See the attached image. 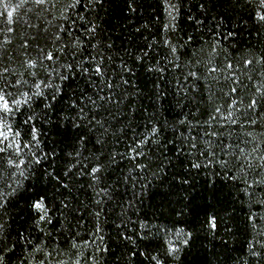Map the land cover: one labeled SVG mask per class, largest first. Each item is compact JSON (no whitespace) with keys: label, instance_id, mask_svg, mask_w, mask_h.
Masks as SVG:
<instances>
[{"label":"trees","instance_id":"obj_1","mask_svg":"<svg viewBox=\"0 0 264 264\" xmlns=\"http://www.w3.org/2000/svg\"><path fill=\"white\" fill-rule=\"evenodd\" d=\"M12 2L16 3L18 0ZM177 2H179V13H172L177 16L173 21L165 11L163 0H106L103 10L100 11L98 23L104 37L103 43L113 45L110 54L115 72L110 75L115 76L118 84L121 75L131 81V85L127 86V92L124 88L119 89L120 94L126 97L124 111L133 117L131 124L138 132H142L143 124L154 120L161 128L162 143L176 139L179 144L180 140L177 137L180 133L183 132L185 137L188 135V127L181 125V120L186 119L193 126L201 125L202 127L196 128L195 132L203 137L205 130L203 125L210 111L218 105H223L222 111L226 114L231 101V97L226 95L230 92L231 82L224 79L228 73L225 71L208 74L206 65L207 52L210 48L205 42L212 41L214 36L219 41L221 50L214 63L220 68L224 67L226 58L241 67L238 77L248 83V88L240 89L237 99L242 97L247 104L255 88L247 81V72L242 68V61L245 58L250 59L264 54V25L259 24L255 18L257 0H252L251 3L247 0H171V3ZM129 5H132L135 11ZM201 5L204 11H201ZM0 11H3L2 6ZM59 12L58 7L56 14L59 15ZM197 20H203L205 23L198 25ZM217 22H220L218 32ZM173 24L175 31L171 29ZM165 25H169L167 33L164 30ZM13 27L16 31L13 34L11 48L18 47L23 42L22 37L26 38L27 32L35 31L19 22ZM230 32L231 36L228 35ZM166 37L170 38L172 44L179 49L175 54L179 56V68L170 62L175 56L170 47L165 46ZM3 39V34H0V41ZM153 41L156 43H152ZM201 47L205 49L200 57L203 62L193 69L200 74L201 79L188 80V68L185 65L192 59V53L199 51ZM149 48L151 51L147 57L138 60L137 57L143 56L145 50ZM121 64L131 68L134 75L126 74L125 69L118 67ZM17 67L19 69V64ZM149 67L163 68L165 71L150 72L147 70ZM261 71H264V67L255 66L253 83L260 82ZM213 76L220 82L217 83ZM190 85L198 87L199 91L193 92ZM86 87V81L82 78L76 79L71 82V87L65 89L64 97L58 99L53 109L45 110L43 102L34 109V114H38L36 127L40 130L41 150L49 155L42 165L35 166L28 179L23 180V187L12 198L7 214L0 213V222L8 221L7 230L13 239L18 233H24L33 241L46 239L53 248L57 247L54 241L58 240L59 245L67 249L66 240L70 239L71 233L77 230L75 222H72L69 232L68 221L60 219L58 210L54 211L53 224L41 225L45 230L53 233L45 237L35 224L37 213L30 207L32 201L40 195L47 197V202L54 210L61 207V202L66 196L75 206H79V201L86 203L92 210L97 208L93 199L95 193L91 188L73 190L65 194L63 190L56 191V181L48 175L49 173L62 175L66 168L72 166L73 158L69 153L73 152L77 142L78 130L64 120V117L72 115L68 109V96L73 93V89L83 90ZM185 88L188 89L187 95L183 91ZM210 92L211 102H209ZM45 111H47L46 118ZM25 116L26 113L19 118L20 123ZM127 119L126 117L125 122ZM212 130L208 128V131ZM215 130L224 134L227 145H231L234 154L233 157L222 155L226 159H234L240 148L251 151L252 143H245L249 139L245 133L253 132L258 143L259 132L264 129L229 126L217 127ZM22 131L27 134L28 128L24 126ZM203 138L211 139V137ZM187 142L185 139L184 143ZM112 149L124 152V143L119 142L116 137H110L104 150L107 152ZM92 150L93 145L90 143L88 151ZM162 150L168 156L167 160L161 157L167 167L163 171L154 167L153 170L159 173L156 178L148 173V178L153 182L147 188L142 187L146 181L136 182L134 189L136 196H133L132 181L129 180L127 184L123 181L133 166L131 161L122 160L109 167L103 174L104 184L99 187L111 185L114 191L123 194V199L119 201L121 207H117L113 202L107 208V219L103 215L100 217V223L105 229L101 234L104 235L105 242L111 249L101 259L100 264H154L153 261L139 255V252L145 249L150 254L159 252L165 264H261L251 256L249 244L255 242L259 251V241L264 239V236L258 234L259 229L252 227L248 222V216L252 212L264 215V207L256 203L255 197L249 201L248 197L237 191L236 184L226 179L229 173L220 169L219 165H212L198 172L191 170L189 174L188 157L176 155L179 148L169 143L168 147ZM153 151L155 152V148ZM200 162H204L203 157H200ZM232 174L239 175V173ZM183 178L191 181V184L182 185L180 181ZM239 186L244 187L243 184ZM260 191L264 190H257ZM137 197H142V200ZM122 213L127 214L122 215ZM214 215L217 217L215 231L206 223L207 219ZM121 219L125 221L126 227L116 226ZM93 223L94 218L89 215L87 223L89 230L92 229ZM141 223L147 226L146 234L140 228ZM257 223L264 228V221L258 220ZM180 229L191 232L192 238L189 246L182 248L179 253V260H174L164 256L165 238L177 241L174 233ZM145 235L146 238H140ZM124 236H131L135 243H130L123 238ZM184 238L182 235L179 239ZM93 252L94 247L90 246L85 256H91ZM132 252H137V255L131 257ZM16 255H20L19 249ZM82 264H90V262H82Z\"/></svg>","mask_w":264,"mask_h":264},{"label":"snow or ice","instance_id":"obj_2","mask_svg":"<svg viewBox=\"0 0 264 264\" xmlns=\"http://www.w3.org/2000/svg\"><path fill=\"white\" fill-rule=\"evenodd\" d=\"M163 2L165 11L175 21L177 16L172 13H179V2L171 3V0H163ZM247 2L251 3L252 0ZM105 3L106 0H18L16 3L12 0H0L3 9L0 11V21H2L0 34L4 36L0 41V213L7 214L12 198L23 187V180L28 179L35 166L42 165L49 155L41 150L40 130L36 127L38 114H34L35 107L43 102L45 110L53 109L58 99L64 97L65 89L71 87V82L81 78L86 81L87 87L83 90L73 89V93L68 96V109L72 115L64 117V120L78 130L77 142L73 152L69 153L73 158L72 166L66 168L62 175L55 173L48 175L56 181V191L63 190L67 194L73 190L91 188L95 197H99L93 198L97 205L95 210L90 209L84 202L78 201L79 206H75L67 196L61 202V207L54 210L45 195L38 196L30 207L37 213L35 224L45 237L53 233L45 230L41 225L53 224L54 211L58 210L60 219L68 221L69 232L72 222H75L77 230L71 233L70 239L66 240L67 249L59 245L58 240L54 241L57 247L53 248L46 239L33 241L24 233H18L13 239L7 230L8 221L3 220L0 222V264H13L14 258L15 264H82V262L100 264L101 259L111 251L104 235L101 234L105 229L100 223V217L103 215L107 219V208L113 202L117 207H121L119 201L123 199V194L114 191L111 185L99 187L104 184L103 174L109 167L122 160L131 161L133 166L123 181L126 184L129 180L132 181L133 196H136L134 191L136 182L146 181L142 187L147 188L153 182L148 178V173L156 178L159 173L153 170L154 167L161 171L167 167L161 157L164 160L168 159L167 153L162 149L168 147L169 143L179 148L177 157H188L189 174L191 170L198 172L203 168L219 165L220 169L229 173L226 179L236 184L237 191L242 192L249 201L255 197L256 203L264 207V191L257 192L258 189L264 190V130L259 132L258 143L253 132H246L245 136L249 139L245 143H252L251 151L240 148L234 159H226L222 155L233 157L234 154L231 145H227L224 134L215 130L217 127L229 126L264 129L262 123L264 122V71L259 72L260 82L253 83L255 66L264 67V54L250 59L245 58L242 61V68L247 72V81L255 88L245 104L242 97L237 99L240 89L248 88V83L238 77L241 67L226 58L224 67L220 68L214 63L221 50L219 41L215 36L212 41H206L210 48L207 52L208 74L226 71L228 74L224 79L231 82L230 92L226 94L231 97L227 112L225 114L222 111L223 105H218L210 111L203 125L205 128L203 137H211V139L198 136L195 129L202 126L190 125L184 119L180 124L188 127L187 137L181 132L177 137L180 140L179 144L176 139L162 143L161 128L156 121L150 120L144 123V131L138 132L131 124L133 117L124 111L126 97L120 94L119 89L124 88L127 92V86L131 85V81L121 75L118 84L115 76L110 75L115 72L110 54L113 45L103 43L104 37L98 23L100 11L103 10ZM256 6L255 18L259 24L264 25V0H257ZM58 7L59 15L56 14ZM129 7L132 8V5ZM132 10L135 11V8ZM201 11H204L203 5ZM18 22L35 31L27 32L26 38L22 37L23 42L18 47L11 48L13 34L16 31L13 25ZM196 23L203 25L205 22L197 20ZM219 23L217 22V32ZM143 26L147 27V25ZM171 29L175 31L174 24ZM139 30L138 28L137 31ZM164 30L167 33L169 25H165ZM228 35L231 36L232 33ZM190 40L189 37V42ZM165 46L170 47L175 56L170 62L179 68V56L175 55L179 49L168 37L165 38ZM150 51V48L146 49L143 56L137 59L143 60ZM204 51L205 49L201 47L199 51L192 53V59L185 65L188 68V80L201 79L200 74L193 69L203 62L200 57ZM118 67L125 69L126 74L134 75L133 70L126 65L121 64ZM147 70L161 73L165 71L163 68L152 67ZM213 79L217 83L220 82L215 76ZM189 87L193 92L199 91L196 86ZM183 91L185 95L188 94L187 88ZM211 96L210 92L209 102ZM25 113L26 116L20 123L19 118ZM44 117H47V111L44 112ZM126 117L127 122H125ZM118 124L121 126L117 127ZM24 126L28 128L27 134L22 131ZM208 128L213 130L208 131ZM110 137H116L119 142L124 143L125 151L112 149L106 152L104 149ZM185 139L188 141L187 144L184 143ZM90 143L93 145L91 152L88 151ZM200 157L204 158V162H200ZM180 183L190 185L191 181L183 178ZM240 184L244 187L241 188ZM137 199L142 200V197ZM129 200L131 202L132 198L130 197ZM126 214L122 213V215ZM89 215L94 218L91 230L87 228ZM258 220L264 221V215L255 212L249 214L248 222L253 228L259 229L258 234L264 236V228L257 223ZM206 223L215 231L217 217L215 215L209 217ZM122 225L127 226L121 219L116 226ZM140 228L145 234L147 233L145 224L141 223ZM82 233L83 239H81ZM174 235L177 238L175 242L165 238L164 256L179 260V253L182 248L189 246L192 233L180 229ZM182 235L185 238L179 239ZM123 238L135 243L131 236ZM140 238L144 239L146 235ZM90 246L94 247V252L86 257L85 253ZM259 248L258 251L255 242L249 244L251 256L257 262L264 264V239L259 241ZM18 249L19 256L16 255ZM136 255L137 252L131 253V257ZM139 255L153 261L154 264H165L159 252L150 254L145 249L139 252Z\"/></svg>","mask_w":264,"mask_h":264}]
</instances>
